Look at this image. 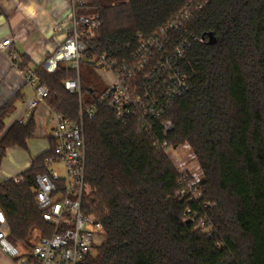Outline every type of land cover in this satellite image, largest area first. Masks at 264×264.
I'll return each instance as SVG.
<instances>
[{
  "label": "trees",
  "instance_id": "trees-1",
  "mask_svg": "<svg viewBox=\"0 0 264 264\" xmlns=\"http://www.w3.org/2000/svg\"><path fill=\"white\" fill-rule=\"evenodd\" d=\"M188 1L86 0L79 14H99L92 45L123 61L134 55L140 36H153ZM190 29L204 42L194 43L183 63L190 92L169 112L167 141L169 148L188 146L193 153L201 198L178 195V169L140 124L123 125L99 105L94 119L84 118L90 191L83 210L103 225L104 242L79 264H264V0H212ZM34 74L49 89L50 110L77 121L79 95L65 88L77 72L62 62L54 73L38 66ZM79 77L83 101L95 103L105 85L93 65L81 62ZM16 101L12 97L0 110V136ZM35 134L33 119L14 125L0 141V157L12 147L27 150ZM156 138L163 140L159 132ZM54 147L51 139V149L32 160L22 182L0 184L8 238L27 251L35 231L50 238L55 230L36 207L35 183L48 172ZM204 202L215 207L205 212ZM188 209L207 217L210 235L186 220Z\"/></svg>",
  "mask_w": 264,
  "mask_h": 264
},
{
  "label": "built area",
  "instance_id": "built-area-1",
  "mask_svg": "<svg viewBox=\"0 0 264 264\" xmlns=\"http://www.w3.org/2000/svg\"><path fill=\"white\" fill-rule=\"evenodd\" d=\"M71 4L70 22L58 23L55 30L65 32V39L55 52L44 62L43 68L54 73L59 64L68 63L77 72V79L68 80L65 88L69 93L79 95L80 114L77 121L53 113L55 128L52 139L55 141L53 155L48 159V172L38 174L36 183V207L43 219L54 226L50 238H40L27 253L10 242L8 223L0 208V253L8 259V264H79L92 252L95 245L104 242V228L101 222L83 210V200L89 193L85 180L86 140L84 118L94 119L99 105L106 106L117 121L127 125L136 121L156 146L169 155L168 135L173 130L169 117L172 107L190 92V84L183 70V63L192 45L203 43L204 39L194 35L190 24L212 0H190L153 36H140L139 45L132 57L117 61L107 52H98L91 43L95 28L101 24L99 14L80 15L79 10L86 0H68ZM0 53H6L15 60L13 41L7 39L0 44ZM88 61L94 70L102 75H110L104 80L105 90L96 102L87 105L82 98L80 84V64ZM24 81L33 89V96L16 110L11 122L5 126L0 141L14 125H27L38 107L46 102L49 89L40 84L34 71L24 74ZM159 132L163 140L157 139ZM1 163V157H0ZM182 189L178 195L189 201L200 200V177L191 172L180 171ZM63 167V175L53 169ZM15 183L22 178H14ZM215 207L204 202L207 212ZM186 220L196 228L212 233V225L207 217L201 218L198 212L186 210Z\"/></svg>",
  "mask_w": 264,
  "mask_h": 264
},
{
  "label": "crops",
  "instance_id": "crops-1",
  "mask_svg": "<svg viewBox=\"0 0 264 264\" xmlns=\"http://www.w3.org/2000/svg\"><path fill=\"white\" fill-rule=\"evenodd\" d=\"M70 12L71 4L68 0H0V44L11 39L16 57L12 60L6 53H0V110L12 97L17 98L14 111L4 121L5 126L9 124L6 120H11L23 102L33 96V89L24 81L23 74L43 66L65 39V32L56 31L55 26L58 23L68 25ZM25 64L24 70L18 68V65ZM42 105L45 108L40 109ZM42 105L32 118L36 134L27 142L28 149L12 147L20 152L19 155L24 161L23 169L5 166L4 160L12 148L7 149L5 156L1 158L0 184L19 177L30 168L32 160L51 149L55 121L46 102ZM48 120L52 123L50 128L45 127ZM9 172L18 174L9 175ZM2 256L8 264V259Z\"/></svg>",
  "mask_w": 264,
  "mask_h": 264
},
{
  "label": "rangeland",
  "instance_id": "rangeland-1",
  "mask_svg": "<svg viewBox=\"0 0 264 264\" xmlns=\"http://www.w3.org/2000/svg\"><path fill=\"white\" fill-rule=\"evenodd\" d=\"M96 76L99 78L100 81L106 80L109 81L111 79L110 75H106V74H98L95 70H94ZM104 79V80H103ZM105 85V84H104ZM86 99L88 98V96H84ZM45 108L43 105L40 107V109ZM7 123H10L11 120L7 119L6 120ZM52 126V123L50 120L46 121L45 123V127L50 128ZM19 151H17L16 148H12L10 149V151L8 152L7 156H6V160H4V164L5 166L11 168V169H15V168H19V169H23L24 167V161L21 158V156L19 155ZM169 157L170 159L178 164V167L180 169V171H188L191 172L194 176H199L201 171L198 165L197 160L195 159V157L193 156V153L191 152L190 148L188 146H182L180 148H178L177 151H170L169 153ZM53 169L57 172H59L60 175H63V167L61 165H56L53 167ZM13 172H9V175H16L18 173H14ZM40 239V233L38 231L34 232V235L31 239V245H34L36 242H38V240ZM22 252L27 253L29 251H27L26 248L22 247L21 245L18 246ZM0 264H7L3 258V256L0 254Z\"/></svg>",
  "mask_w": 264,
  "mask_h": 264
},
{
  "label": "water",
  "instance_id": "water-1",
  "mask_svg": "<svg viewBox=\"0 0 264 264\" xmlns=\"http://www.w3.org/2000/svg\"><path fill=\"white\" fill-rule=\"evenodd\" d=\"M208 37H209V44H214V42H215L214 37L211 34L208 35Z\"/></svg>",
  "mask_w": 264,
  "mask_h": 264
},
{
  "label": "snow or ice",
  "instance_id": "snow-or-ice-1",
  "mask_svg": "<svg viewBox=\"0 0 264 264\" xmlns=\"http://www.w3.org/2000/svg\"><path fill=\"white\" fill-rule=\"evenodd\" d=\"M0 219H2V217H0Z\"/></svg>",
  "mask_w": 264,
  "mask_h": 264
}]
</instances>
